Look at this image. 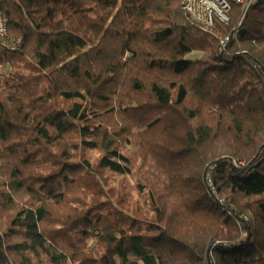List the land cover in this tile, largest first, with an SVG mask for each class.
Listing matches in <instances>:
<instances>
[{
	"label": "trees",
	"instance_id": "16d2710c",
	"mask_svg": "<svg viewBox=\"0 0 264 264\" xmlns=\"http://www.w3.org/2000/svg\"><path fill=\"white\" fill-rule=\"evenodd\" d=\"M231 5L0 0V264H264V0Z\"/></svg>",
	"mask_w": 264,
	"mask_h": 264
},
{
	"label": "built area",
	"instance_id": "2783aa9c",
	"mask_svg": "<svg viewBox=\"0 0 264 264\" xmlns=\"http://www.w3.org/2000/svg\"><path fill=\"white\" fill-rule=\"evenodd\" d=\"M248 0H181V5L189 17L204 29H213L217 23L226 24L230 19L231 3L246 6ZM7 17L0 12V68L6 71V63L1 62L3 52L13 50L15 43L6 39ZM228 37L225 38V41Z\"/></svg>",
	"mask_w": 264,
	"mask_h": 264
},
{
	"label": "rangeland",
	"instance_id": "374dc122",
	"mask_svg": "<svg viewBox=\"0 0 264 264\" xmlns=\"http://www.w3.org/2000/svg\"><path fill=\"white\" fill-rule=\"evenodd\" d=\"M250 0L247 1L246 6H239L238 10L241 12H245L248 7V3ZM10 44H13V41L10 42ZM17 43V42H16ZM16 47V44L14 45ZM14 50H7L4 54L3 57L1 58V62L6 63V71L3 72L2 69L0 68V88L5 84V81L8 78V71H13V72H20V73H27V68L24 67V64L29 61L27 57L24 55H21L18 52H13ZM10 74V73H9ZM98 153L95 152L94 156H97ZM121 177H115L114 180L109 182L108 186H113L116 185V187L119 186V180Z\"/></svg>",
	"mask_w": 264,
	"mask_h": 264
}]
</instances>
